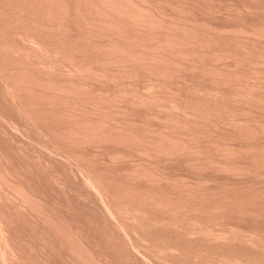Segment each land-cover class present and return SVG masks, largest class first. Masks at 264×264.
<instances>
[{"label": "bare ground", "instance_id": "1", "mask_svg": "<svg viewBox=\"0 0 264 264\" xmlns=\"http://www.w3.org/2000/svg\"><path fill=\"white\" fill-rule=\"evenodd\" d=\"M0 264H264V0H0Z\"/></svg>", "mask_w": 264, "mask_h": 264}, {"label": "rangeland", "instance_id": "2", "mask_svg": "<svg viewBox=\"0 0 264 264\" xmlns=\"http://www.w3.org/2000/svg\"><path fill=\"white\" fill-rule=\"evenodd\" d=\"M238 221V220H237ZM238 222H240V224H242V225H253V223H251L252 221H250V219H248L247 220V222H245V224H243L244 223V221L242 220H240V221H238ZM241 222H243V223H241ZM254 222V221H253ZM258 222V221H257ZM257 222H255V225L257 224ZM247 223H249V224H247ZM259 224H261V222H260V220H259V222H258Z\"/></svg>", "mask_w": 264, "mask_h": 264}]
</instances>
